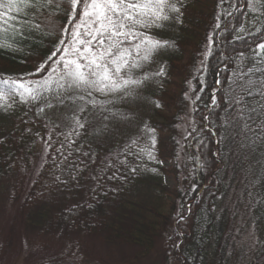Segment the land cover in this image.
I'll use <instances>...</instances> for the list:
<instances>
[{
	"label": "trees",
	"instance_id": "obj_1",
	"mask_svg": "<svg viewBox=\"0 0 264 264\" xmlns=\"http://www.w3.org/2000/svg\"><path fill=\"white\" fill-rule=\"evenodd\" d=\"M42 11L47 15L53 9ZM181 12L179 22L173 15L163 24L164 30H149L171 45L155 53L166 74L148 93L154 108L145 126L155 130L154 148L147 132L123 145L117 146L115 140L107 143L91 128L94 117L89 107L79 114L85 127L70 138L66 137L73 127L48 130L37 115L22 119L15 129L0 126V178L27 167L34 147L43 139L45 158L20 203L24 222L39 234L71 245L75 237L110 232V241L132 242L142 246L144 254L166 230L162 264H264V142L249 133L254 143L241 149L238 124H225L230 114L236 115L234 97L241 91L236 74L252 68L253 80L264 78V72L255 71L264 69V63L254 57L256 46L264 43V9L253 12L247 0H183ZM32 19L42 24L40 30L26 29L23 38H15V50L0 48V77L46 74L35 70L54 50L58 36L46 34L43 17ZM55 19L60 23L63 18ZM185 93L192 111L187 139H182L187 157L184 174L173 189L155 184L173 202L167 212L155 206L129 209L131 192L165 171L162 160L178 157L179 126L188 102ZM156 101L163 107H156ZM245 102L259 108L257 102L264 101L253 89V97L245 95ZM3 111L26 113L18 98L11 108H0V115ZM255 115L259 124L264 117ZM134 139L137 145L128 147ZM145 146L151 148L154 160L139 155V148ZM173 172L177 175L178 169ZM238 176L248 208L240 223L236 222L241 210L237 198L230 212L223 206L230 182ZM173 210L178 220L167 230ZM248 227L257 234L256 246L242 238Z\"/></svg>",
	"mask_w": 264,
	"mask_h": 264
},
{
	"label": "snow or ice",
	"instance_id": "obj_2",
	"mask_svg": "<svg viewBox=\"0 0 264 264\" xmlns=\"http://www.w3.org/2000/svg\"><path fill=\"white\" fill-rule=\"evenodd\" d=\"M247 5L253 12H260L264 9V0H247ZM182 7L183 0H0V48L15 50L16 37L23 38L26 29L40 30L42 24L35 23L33 15L43 17L47 35L58 36L54 50L35 70L36 73L47 71L46 77L33 80L0 77V108H11L16 98L23 104L47 101L38 109V113L55 106L54 101L59 105L69 101L77 105V101H80L82 103L76 106L70 117L73 131L66 138L78 135L76 130L85 127L79 114L85 112L87 105L99 107L101 112H108L112 116L126 118L121 113L112 112L107 105L134 98L145 81L166 74L163 65L155 72L141 75H136V72L150 63L159 49L171 46L169 41L155 38L149 30L163 27L164 22L170 21L173 15L179 22ZM46 9L53 11L45 15L42 10ZM57 15L63 18L60 23L55 19ZM21 16L24 17L23 21L19 19ZM256 49L254 57L258 58L257 63H264V43L258 44ZM210 51L209 48L205 57ZM255 71L264 72V69L257 68ZM252 72L253 69L249 68L247 72L236 74L240 81L237 86L241 90L234 97L236 115L230 114L225 120L229 127L238 124L240 131L236 135L242 137L241 149L254 143L249 133L264 142V119L259 124L255 123V114L264 117V102H257L259 108L250 107L245 102V95L253 97V89L264 101V78L253 80L250 77ZM94 94L112 99L98 100ZM185 98L189 99L188 93H185ZM155 103L156 107H163L159 101ZM212 104H216L215 94ZM104 119H109V116H104ZM144 131L150 134L149 140L154 148L155 130L145 126ZM136 145L137 139H134L128 147ZM48 147L51 145L48 144ZM139 155H146L149 160L155 159L148 146L139 148ZM151 171L155 172L156 169Z\"/></svg>",
	"mask_w": 264,
	"mask_h": 264
},
{
	"label": "rangeland",
	"instance_id": "obj_3",
	"mask_svg": "<svg viewBox=\"0 0 264 264\" xmlns=\"http://www.w3.org/2000/svg\"><path fill=\"white\" fill-rule=\"evenodd\" d=\"M158 29L164 30V27ZM160 66V61L154 54L151 62L136 72V75H141L145 72H155ZM43 73L46 74L38 77L29 76L26 79H43L48 75V72L44 71L39 74ZM159 78L145 81L144 85L137 90V95L134 98L117 100L114 104L107 105L112 112L121 113L126 118L112 116L108 112H101L99 107L93 108L91 105H87L89 107L88 113L94 117V126L91 125V128L96 129L97 135L107 143L115 140L117 146L130 141L138 134L145 133L146 120L152 114V108H154V103L148 93L154 90L155 85L159 82ZM79 94L82 93H71V95ZM94 95L98 100L112 99L110 96ZM46 103L47 101L41 100L35 104H23L26 113L20 112L9 115L3 111L0 115V126L15 129L22 119H32L33 116L38 115L48 130L69 129L73 127L70 117L74 114L76 106L82 102L77 101V105H73L69 101L65 105H59L58 102L54 101L55 106L45 108L43 112L38 113V109ZM191 111L192 106L189 98L183 122L179 126V154L177 159L162 160L161 164L165 171L162 174H157L156 179L152 182L142 183L131 192L129 196L131 203L128 204L129 209H135L136 205H142L147 208L155 206L161 209L162 212L169 210L173 197H170L166 192H160L155 184L160 183L167 188L173 189L176 186L177 179L184 174V165L187 157L184 154L182 139L191 126ZM104 116H109V119L105 120ZM33 151L31 162L27 167L19 168L14 174L0 178V264H48L49 262L52 264L163 263L161 258L163 245L166 242V230L159 234V236H156L153 240L152 248L142 254V246L129 241H123L120 238L110 241L108 239V235L111 234L110 232H102L80 238L75 237L73 244L68 245L66 241L43 236L39 234L38 230L30 228L20 214V203L45 158L46 146L43 139H39ZM175 168L178 169L177 175L173 172ZM236 180L235 182H230L223 206L230 212L237 198L240 202L241 210L236 222L240 223L248 208L243 198L244 187L241 183L242 179L238 176ZM177 215V211L173 210L170 215V221L166 226L167 230L168 227H175L178 220ZM256 236L257 234L253 232L252 227H248L245 229L242 238L250 243L251 246H256Z\"/></svg>",
	"mask_w": 264,
	"mask_h": 264
}]
</instances>
